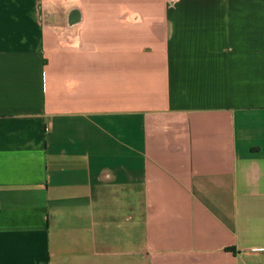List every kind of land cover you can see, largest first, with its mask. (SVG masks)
<instances>
[{
    "label": "crops",
    "instance_id": "1",
    "mask_svg": "<svg viewBox=\"0 0 264 264\" xmlns=\"http://www.w3.org/2000/svg\"><path fill=\"white\" fill-rule=\"evenodd\" d=\"M0 264H264V0H0Z\"/></svg>",
    "mask_w": 264,
    "mask_h": 264
}]
</instances>
